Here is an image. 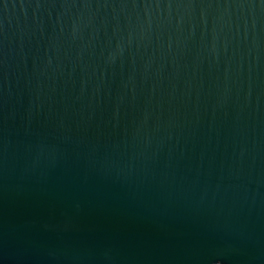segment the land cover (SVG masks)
<instances>
[{
  "label": "water",
  "instance_id": "95a60500",
  "mask_svg": "<svg viewBox=\"0 0 264 264\" xmlns=\"http://www.w3.org/2000/svg\"><path fill=\"white\" fill-rule=\"evenodd\" d=\"M0 264H264V0H0Z\"/></svg>",
  "mask_w": 264,
  "mask_h": 264
}]
</instances>
